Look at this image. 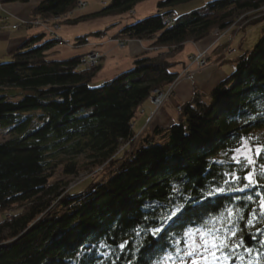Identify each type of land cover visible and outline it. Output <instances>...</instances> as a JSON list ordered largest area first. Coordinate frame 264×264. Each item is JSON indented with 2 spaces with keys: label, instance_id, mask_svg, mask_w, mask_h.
I'll return each mask as SVG.
<instances>
[{
  "label": "trees",
  "instance_id": "16d2710c",
  "mask_svg": "<svg viewBox=\"0 0 264 264\" xmlns=\"http://www.w3.org/2000/svg\"><path fill=\"white\" fill-rule=\"evenodd\" d=\"M78 1L41 0L32 15L76 23L68 15ZM142 1L111 0L87 18L125 14ZM185 1L163 0L157 13L115 36L154 39L171 54L142 55L99 85L92 79L101 65L48 58L56 43L42 34L0 62V264H176L188 250L185 233L209 228L227 238L218 264H264V153L256 157V183L245 188L250 168L232 162L231 151L242 138L264 145V27L208 95L193 89L177 123L134 139L141 105L177 77L167 59L264 9V0H208L167 26L162 18ZM122 142L129 146L117 156ZM59 167L63 175L98 173L71 192L52 182ZM155 228L162 231L153 236Z\"/></svg>",
  "mask_w": 264,
  "mask_h": 264
},
{
  "label": "crops",
  "instance_id": "0c3cea01",
  "mask_svg": "<svg viewBox=\"0 0 264 264\" xmlns=\"http://www.w3.org/2000/svg\"><path fill=\"white\" fill-rule=\"evenodd\" d=\"M41 0H0V62L7 60L9 54L16 47L24 43L25 40L32 36L43 33L41 27H29L20 25V27L13 28V24L22 23L23 20L33 18L32 12L35 7L39 5ZM110 0H85L87 4L84 7H77L71 11L69 16L71 19L78 20L76 23L61 24L55 33L64 41L76 43L78 37L88 35L89 33L105 31V34L98 35V37L88 36L87 40L83 43H78L76 47L71 45H54L53 48L47 51V56L51 59H67L68 57L82 56L90 50H97L101 52L102 58L100 60V69L95 73L92 84H100L104 81L111 80L121 72L127 71L132 68L133 61L142 57V55L153 56L156 52L151 50L152 42L147 39L127 41L124 45L116 43L115 35L117 32L131 20H140L141 18L151 15L156 12V5L160 0H146L137 4L133 8V14H116L109 15L108 17L87 18L92 14L97 13L103 8L102 2ZM177 11V10H176ZM178 12V11H177ZM128 18L130 20H128ZM122 21L120 23L119 21ZM126 20V21H125ZM44 39L48 38L47 34ZM211 40H213L211 42ZM214 37H207L205 40L187 42L181 52L175 57L174 61L177 64L174 71L177 73H189L190 76L182 78L176 88L174 95L167 99L163 106L155 114L154 120L151 121L153 126L155 123H162L164 126L177 122L178 114L176 108L178 105L187 102L192 97L193 88H198L201 92L208 94L213 86L218 81L222 80L230 72V66H223V61L217 58L221 55L218 48L220 43H214ZM210 48V52H215L216 57L206 66H199L193 61H188V57L202 51L203 49ZM216 47V48H215ZM211 53V54H212ZM142 107L137 112L134 119V131H141L148 120V116L154 112V106L150 98H147ZM148 115V116H147ZM148 131V130H147Z\"/></svg>",
  "mask_w": 264,
  "mask_h": 264
},
{
  "label": "rangeland",
  "instance_id": "374dc122",
  "mask_svg": "<svg viewBox=\"0 0 264 264\" xmlns=\"http://www.w3.org/2000/svg\"><path fill=\"white\" fill-rule=\"evenodd\" d=\"M161 1H163V0H160L159 2H161ZM207 1L208 0H191V1H185V2H182V3L176 4V5H174V10L172 11V13L170 12L169 14L164 16L162 18V20L167 26H171V25H173L174 20H175L174 18L176 16L181 15V14H183L185 12H189V11L193 10V8L201 7ZM78 2H79L78 7H84L87 4V2H85V0H79ZM110 2H111V0H110ZM109 3L107 1L102 2L103 8L107 7ZM158 3H157V5H158ZM157 5H156V12H153L151 14L157 13V11L159 9ZM130 13H131V15L133 14V9L130 10L128 13H125V14L129 15ZM247 15H249V17H247V18H246V15H244V14L241 15L243 17L240 18V22L237 23V24L231 25L230 27H227L226 30L222 31V30H219V29L216 28L210 34L205 36V38L214 37V39H216V40H214V43H216V44L218 42L220 43V47L218 49L222 50V51H221V55L218 56L217 59L219 61L223 60L221 62V64L225 63L223 66H225V65H228L226 67L230 66V69H229L230 72L233 71L232 69L234 68V65H235V60H233V59L236 56H238V54L243 53L244 51L250 49L253 46V44L259 38L258 35H259L260 30L264 27V9L259 11V12H257V13H254V12L247 13ZM108 16H103V17H108ZM147 16H151V15H147ZM147 16H145V17H147ZM128 20H130V19L128 18ZM51 21H49V20L48 21H45V20L43 21V20L37 19L36 16H33V18L21 21L22 23L13 24L12 27L13 28H17V27H20L21 24L22 25L24 24V25L32 27V28H34V27L40 28L41 27L43 33H38L36 35L42 34L44 36L45 34H47L49 36L48 38H45L43 41H45L47 39H50V40L55 41V43L58 44V45H67L68 44V45H71V47H76L77 45L75 43H72V42H67L66 43L55 33L56 29L62 23H58V24L55 23L54 24L53 21L52 22ZM122 21L123 20H121L119 22L122 23ZM137 21L138 20H135V19L131 20L128 24L125 23L124 26L130 25L131 23H135ZM90 36H93V34L92 35L90 34L89 37ZM93 37L97 38L98 36H93ZM205 38H203L201 40H205ZM115 39H116V43L119 46L120 45H124L127 41L137 40V39L122 40V39H118L116 37H115ZM153 40L154 39L149 40L150 42H152L151 45H149L151 47V50H153L157 54H162V55L163 54H165V55L171 54V50L168 47H166V46H163V47L155 46L153 44L154 43ZM212 41L213 40H211V42ZM186 43H184V45ZM18 47H16L15 49H17ZM209 49L210 48L207 47L206 49H203L202 51H198L197 53H195L193 55H190L188 57V61H193L195 64L197 63L199 66H202V67L206 66L207 64L210 63L211 58L214 59L216 57V55H214L212 57V55L215 52L212 53V52H210ZM47 51H46V54H47ZM178 53L179 52L175 53L174 55H171L167 60L169 62L174 63L176 65L177 62L174 61V57ZM97 54L100 55V56H99V58L96 61L97 63H95V58L97 57ZM88 58H89V61H88L89 67L86 66V63L84 64V61L88 60ZM101 58H102V55H101L100 51L98 52L97 50H90L86 54L82 55V61H81L80 66L84 67L86 69H95L98 66H100ZM4 61H6V60H4ZM175 65L170 69L174 73H175V71H174ZM189 76H190L189 73H185V74L184 73H181V74L177 73V77L175 78V80L170 85L165 86L164 89L154 88V89L159 90V92H161V93L163 92L164 96L161 98V102L159 103V105H155L154 106L153 102L155 100L156 94L153 95V91L154 90L152 91L151 96L149 98L151 100L152 105L154 106V112L151 115H149V116L147 115L148 116V120H147V123L145 124V126L148 125L150 128H152L153 124H151V121L154 120V117H155V114L157 113V111L163 106V104L165 103V101L167 99H169L170 97H172L174 95L175 88H176L178 82L182 78H186V77H189ZM226 76L224 78H226ZM94 85H98V84H94ZM202 93H204V92H202ZM206 95H208V94H206ZM181 106H182L181 104L177 106V108H176L177 114H179V112L181 110ZM178 117H179V115H178ZM175 123H177V122L170 123V124H168L166 126H169V125L175 124ZM132 126L134 127V123H133ZM156 126L166 128V126H164V124H162V123H155L153 128L150 129V130H149V128L146 129V127H144L141 131H138V132L136 131L134 133V139L138 140L140 138V136L144 135L146 132L152 131L154 128H156ZM4 137L5 136H3L0 133V140H2ZM249 144L254 146V147H258L256 145L251 144L250 141H249ZM128 146L129 145L127 143H125V142L124 143L123 142L120 143L119 146L116 149L117 150L116 151L117 156H120L122 153H124L125 152V148L128 147ZM78 161L82 163V157L79 158ZM96 173H98V172L94 171L93 173H89L88 171H84L83 170L82 172H80L79 175H74V174H72V175H63V174L60 173V167H59L54 173V177L52 178V182H63V183L65 182L68 185L67 188L69 189V191L73 192V191L81 190L82 188H84L89 183V181L91 179H93V177L96 175ZM203 255H205L203 252H201V256L188 257V256L184 255V257L181 258L182 260L178 261L176 264H193L194 261H195V264H207V262L202 258ZM210 256L211 255L209 254L208 255V260L209 261L212 260V257H210ZM212 264H216L215 261H212Z\"/></svg>",
  "mask_w": 264,
  "mask_h": 264
},
{
  "label": "snow or ice",
  "instance_id": "6c2138e0",
  "mask_svg": "<svg viewBox=\"0 0 264 264\" xmlns=\"http://www.w3.org/2000/svg\"><path fill=\"white\" fill-rule=\"evenodd\" d=\"M251 138H242L239 142V146L231 149L234 153L232 156V162L239 165L240 167L248 166L250 171L244 177L248 183L245 185V188L251 187L253 184L256 183V173L254 165L256 164V157L260 156L264 153V145H260L259 147H254L249 144V140ZM264 168V165H262ZM228 175L233 176L234 180L238 181L240 177L236 176L235 173H228ZM261 175H264V171L261 172ZM241 191L243 189H240ZM219 191H223L220 189ZM250 199V198H249ZM261 207H264V201H261ZM181 212V208L177 207L176 210L168 217L171 219L172 216H176L178 213ZM229 214L231 215V211L229 210ZM251 223V221H249ZM162 231L161 228H155L152 230L153 236H156ZM220 229H189L185 235L188 237V250L186 251L185 255L188 257L192 256H201V252L205 255L202 258L207 262V264H212V261H216L218 264L219 258L217 257L216 253L222 251L224 248L228 247L227 238L220 236L218 233ZM232 236H236V232L231 233ZM197 236H199V240H197ZM239 246V245H237ZM123 247V245H121ZM211 255L212 260H208V255ZM195 264V261L193 262Z\"/></svg>",
  "mask_w": 264,
  "mask_h": 264
},
{
  "label": "built area",
  "instance_id": "2783aa9c",
  "mask_svg": "<svg viewBox=\"0 0 264 264\" xmlns=\"http://www.w3.org/2000/svg\"><path fill=\"white\" fill-rule=\"evenodd\" d=\"M99 56H100V55L97 54V57L95 58V63H97L96 61H97V59L99 58ZM88 61H89V58H88V60L84 61V64L86 63V66L89 67V65H88ZM155 94H156V96H155V100H154V102H153V105H154V106H155V105H159V103L161 102V98L164 96V95H163V92L161 93V92H159V90H157V89H154V91H153V95H155Z\"/></svg>",
  "mask_w": 264,
  "mask_h": 264
},
{
  "label": "bare ground",
  "instance_id": "6f19581e",
  "mask_svg": "<svg viewBox=\"0 0 264 264\" xmlns=\"http://www.w3.org/2000/svg\"><path fill=\"white\" fill-rule=\"evenodd\" d=\"M75 44H77V43H75Z\"/></svg>",
  "mask_w": 264,
  "mask_h": 264
}]
</instances>
